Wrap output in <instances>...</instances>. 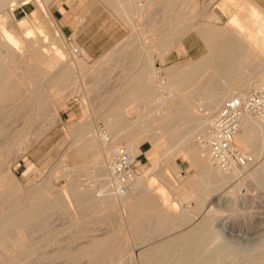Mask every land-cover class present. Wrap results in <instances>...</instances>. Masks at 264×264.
Listing matches in <instances>:
<instances>
[{
  "label": "rangeland",
  "instance_id": "1",
  "mask_svg": "<svg viewBox=\"0 0 264 264\" xmlns=\"http://www.w3.org/2000/svg\"><path fill=\"white\" fill-rule=\"evenodd\" d=\"M3 1L5 0H0V5ZM257 1L264 7V0ZM108 2H111L112 5L110 6ZM167 2L166 0H118V2L117 0H28L23 5L15 4L11 12L6 10L13 21L25 16L30 20V37L25 36L22 30L15 25L21 43L18 47L21 50L16 49L19 56L6 55V48L2 45L3 41L0 40V53L2 52L0 60L4 61L5 64L14 61H19L24 65L33 64V61L24 54L29 40L34 42V46L38 47L54 42L55 45L59 43L57 46H62L64 50L63 62L66 61L67 67L71 64L70 66L74 71L70 69V66L68 67L73 72L72 82L58 100L52 99L49 94L47 95L45 104L47 102L48 105L44 106L47 108L42 110L41 115H38V119L31 125L28 134V148L25 153L13 152L5 160L4 177L2 174L0 176L3 180L0 179V186L3 184L0 191L4 186L12 184L16 185L21 191V197L25 195V191L35 186L40 189L46 199L54 198L53 196L56 195L60 196L69 205L68 210L61 216L60 213L53 214L50 222H54L50 224L55 227H69V231L79 234L81 238L76 240L75 245H81L95 238L118 232L127 249L126 264H140L142 259L138 249L172 239L175 235L183 234L193 230L192 228L206 224L209 220L208 223L212 224L213 232L220 233L216 243H228L235 247V251L250 250L252 246L250 244H253L254 240L259 237L258 234L251 233V230L258 226L259 222L262 225L259 224V226L264 229V185L261 184L263 176L261 173L254 176L251 174L252 170L264 166L263 151L261 153L245 151L244 146L238 144L250 156L249 164L243 168L242 172L240 170L231 173L227 183L219 190L221 197L216 199L217 201L212 200L206 206L204 203L200 204L196 195L191 191L182 192L176 189V185L180 182L196 178L201 172V169L193 164L188 156L179 153L178 149L172 151V144L164 139H160L163 142L164 153H166L163 157L150 140L134 139L133 144L140 150L135 155L134 168L137 175L142 180L147 179L146 186L150 191L163 193L162 195L167 200L163 209L166 212L169 211L168 213L176 223L175 228L172 227L165 231H153L150 234L151 236L143 237L145 241L141 238L140 244L143 245L141 246L136 245L139 242L133 235L129 223L130 209L120 205L121 201L118 203L120 197H115L108 192L105 179L99 181L100 171L96 170L97 167L92 166L93 164L89 161L85 162L74 150L75 146L81 143L85 136L91 134L94 139L96 138V150L98 149L101 152L97 135L99 127L108 130L105 125L108 119L105 120V118H107L106 115L109 114L112 106L110 103L114 99L112 95L122 91L121 88L124 89V85L126 86L134 81L140 80L148 84H144L143 87L145 90L149 89L153 94L148 98H129L121 112L125 114V118H129L127 121H133H129L130 123L124 122L125 125L121 128V136L119 135L117 138L108 133L116 142L126 146L130 138L132 136L136 137L141 129H145L147 133H151L152 128L155 130L157 122L154 121L151 114L148 115L147 113H151L153 110L152 113L154 114L156 106L153 105L155 99L153 97L158 93L155 91V87H157L156 85L162 77L166 78V68L188 69L189 63L206 52L204 41L196 32L199 26L204 27L210 23L209 25H215L214 27L223 28L222 25L224 24L225 27L229 17L236 11L234 5L224 0H167ZM113 5L114 7H112ZM46 6L49 7L54 23L49 21L44 12ZM172 10H175L176 12H174L177 14L174 15ZM169 11L175 17L171 16L172 13ZM170 16L173 17V21L176 20L174 18H178L177 23L170 22L175 24V27L169 23L170 26L166 21ZM80 19L81 22H79ZM170 19L168 20L170 21ZM163 20H165L164 23ZM56 28L63 32V39L55 35ZM171 30L172 32H170ZM186 31L187 33H185ZM165 34L169 35L168 40H166L167 35L165 36ZM47 39L53 41L48 42ZM75 48L78 49L77 52H73ZM241 49L238 48V52L243 54V59L239 62L240 64L236 65L238 68L235 67L237 68L235 74L232 72L233 75L239 77L238 81L232 84L230 81L221 79V84L226 89L232 87L237 89L241 85L248 84L246 89L249 87L247 89L249 90L255 86L254 84L259 79H264V56L259 51L252 52L243 47ZM0 64H3V62L0 61ZM156 67H159L160 70L154 77L153 71ZM42 69L46 75L48 74L47 76L44 75V80L41 78L45 81L49 79L52 72L49 71V73L45 65L42 66ZM41 79L39 80L40 83L42 82ZM122 83L124 84L122 85ZM150 88H154L153 91ZM196 90L198 89L194 90L186 87L180 89L170 86L164 94L172 92L176 96H188L190 105H193L192 107L196 106L192 108L195 110L193 114H199L198 106L200 108L205 106L199 98L201 97L200 89L197 92ZM144 100L145 105L148 102V109H145ZM149 102L150 104L153 103L152 106ZM168 104L172 105L173 102L169 101ZM218 109L216 108L215 112ZM205 110L207 111V108ZM198 114H195L196 121L201 119V115ZM19 115L21 113L16 114L9 123L16 122L15 120ZM21 116L20 119L18 118L20 121ZM108 118L110 117L108 116ZM195 120L188 125L186 130L191 134L188 135L187 140L192 145L196 144V134L202 130L199 122ZM132 123L134 124L133 127H129ZM79 127H82V130H79L80 136L77 139L78 132L76 130L80 129ZM86 128L90 132L83 134L82 131L84 132ZM156 131L162 132L161 135L165 133V130L156 129ZM132 133L133 135L130 136ZM74 140L75 143H73ZM104 167L103 165L101 167L104 170L103 172H105ZM145 177L146 179H144ZM235 180H238L236 181L239 182L238 186L235 185L237 184ZM203 181L205 183L206 178ZM4 182H7V184H4ZM73 184H75L76 187L74 188L76 190L82 192L83 189V194L97 201V211H93V209L84 211L79 206V201L81 198L83 199V196H75L71 188ZM227 184H229V187L234 185V193L224 194V191L229 188ZM224 187L227 188L223 191ZM130 193V196L134 197L136 190ZM231 195H233V198ZM77 198L79 199L77 200ZM112 200H114L113 203L116 202L118 205L112 209H106V211V206L111 204ZM104 201L105 205H103ZM231 206L233 209H231ZM99 210H103V213ZM204 216H206V220L203 219ZM75 219L77 220L75 221ZM255 251L257 250L253 248L250 250V254L256 253ZM35 260V264H43L41 258Z\"/></svg>",
  "mask_w": 264,
  "mask_h": 264
},
{
  "label": "bare ground",
  "instance_id": "2",
  "mask_svg": "<svg viewBox=\"0 0 264 264\" xmlns=\"http://www.w3.org/2000/svg\"><path fill=\"white\" fill-rule=\"evenodd\" d=\"M224 1L236 7V11L229 17L226 26L224 27L223 24V28L219 26L214 27L215 25H209V23V26H199V28H201L196 30L204 41V43H202L206 49V52H204L205 54L199 55L200 57L198 56L199 58L197 59L194 58L195 60L189 63V67L188 69L186 68V70L176 67L166 68V78L162 77V79L158 81L157 87H155V91L158 93L153 97V99L155 98L153 100L154 104L152 102L150 104L149 102L150 106H152V104L156 106L154 108L155 115L152 113L153 110L151 108H149L152 110L151 113L148 112V110V113L145 111L148 115L151 114L153 116L154 121L157 122V128H155V130L152 128L151 133H147L145 129H141L142 131L140 130L136 137L132 136V133L129 143L125 146L134 157L140 152L137 146L133 144L134 139H148L163 157L166 153H164L163 142L160 139L167 140L168 143L173 146L172 151L178 149L179 153L188 156V159L201 169V172L196 178L180 182V184L176 185V189L182 192L191 191L196 195L199 203H204L206 206L209 205L212 200L221 197L219 190L227 183L230 174L240 170V172H242L243 169L238 168L233 171H221L214 165L206 150L197 141L195 145L190 144L187 140L190 133L186 132V130L188 129V125L196 119L195 114L198 113L193 114L195 110L192 109L196 106L192 107L193 105H190L188 96H176L175 93L169 92L168 94H164V92L170 86L180 89L183 87L193 88L194 90L200 89L199 93L201 97L199 98H201V102L207 108V112L210 115L208 118H204L201 115V119L195 121L199 122V125L202 127L200 133L204 134L206 131L205 124L209 121L210 117L216 113V108L218 109L224 100L227 101L231 96L242 94V92H246L249 88L246 89L248 84H245L237 89L233 87L226 89L221 84V79L230 81L232 84L238 81L239 77L232 74V72L235 74V69L238 68L236 65L243 59V54L238 52V48H247V50L249 49L252 52L259 51V53L264 56V7H262L257 0ZM27 2L28 0H5L0 5V40L3 41L2 45L6 48V55H18L16 49L21 43L15 25L22 30L25 36L31 34V25L28 17L25 16L13 21L9 14L15 4L23 5ZM108 4L110 6L112 5L111 2H108ZM112 7H114V5ZM164 8L165 6L163 9ZM6 10L9 12H6ZM44 12L49 21L54 23V18L49 11V7H44ZM175 12L174 15L177 14ZM167 15L169 16L170 14ZM174 15L172 13L171 16ZM171 16L169 17L171 18L170 21L168 20L169 18L167 20L165 19L168 24L170 22H176L178 19L174 18V20H176L173 21V17ZM165 20H163V23ZM79 22H81V19ZM171 25L175 27V24ZM55 32L58 38H64V34L59 28H56ZM170 32H172V30ZM185 33H187V31ZM166 35L167 34H165V36ZM168 36L169 35L166 36L167 38L165 37L166 40H168ZM50 40L53 41L54 37L53 40ZM33 43L34 42L30 40L27 42L28 45L25 43L27 49L24 51L25 56L31 59L33 64L24 65L19 61L5 64L4 61L0 60L3 62V64H0V176L2 174L3 177V167L7 157L13 152L19 151L20 154H23L27 150L28 134L30 133L31 125L38 119V115H41L42 110L47 108L44 107L47 104V102L45 104L47 95L49 94L52 96V99L58 100L72 82L74 71L70 66L71 64L67 65L70 66L73 72L68 69L69 66H66V61L65 63L63 62L64 50L62 46L59 47L57 46L59 43L55 45V43L52 42L49 43V45L38 47L36 45L34 46ZM77 51L78 49H73V52ZM1 53L0 56H2ZM43 65L46 66L48 72H52L49 79L45 81H43L45 78L44 75H46L42 69ZM159 70V67L154 68V77H156ZM41 78H43V80ZM40 79L42 80L41 83L39 82ZM263 80L264 79L260 82ZM258 81L256 83L257 85L260 84ZM33 82L35 83L33 84ZM123 84L124 83H122V85ZM144 84L146 83L140 80L134 81L126 86L124 85V89L121 88L122 91L112 95L114 99L112 98L113 102L110 101L112 106L109 114L106 115L107 118H105V120H108L105 125L108 128L107 132L111 133L114 138L115 136L116 138L119 135L121 136V128L125 125L124 122L129 119L125 118V114L121 112L124 104H127V100L129 98L138 99L140 97L148 98L152 96L153 93L150 92L149 89L145 90L143 87ZM256 84L254 85L257 86ZM150 89L153 91L154 88ZM198 90H196V92ZM169 101H172L173 104H168ZM144 102L145 100L143 101L145 109H148V102H146V105ZM205 107L203 108L206 109ZM145 109L143 108L142 110ZM18 113L22 115L18 116V118L20 116L22 117L21 121L19 120L20 118H17L15 121L21 123H9ZM108 116L110 118H108ZM133 125L132 123L129 127H133ZM129 127L127 126V128ZM81 128L75 129L76 132H78L77 139H79ZM156 129L165 130V133L161 135L162 132L156 131ZM239 131L240 132L236 136L237 145L240 144L244 146L246 149H244L245 151L254 153L264 152V124L252 116H247L243 119ZM88 132H90L88 128H86L84 132L82 131L83 134H88ZM90 135L85 136L81 143L75 146L74 150L85 162L89 161V163L93 164L92 166H95V168L97 167L96 170L100 171L99 181H104L105 179L106 182L107 172L106 170L103 172L104 170L101 168L102 165L104 166V158L102 153L98 149L96 150V138L94 139L92 135ZM77 139L75 138L76 141ZM75 140L73 143H75ZM97 141H99L98 136ZM257 173L262 174V182H259L264 185V166L251 171L253 176ZM237 174L239 175V172ZM204 178L207 180L205 183L203 181ZM144 179H146V177ZM146 180H142L140 176L136 175L131 190H136L135 196L133 193L134 197H131L130 193L127 194L128 196L120 197L118 201V203L121 201L120 205L130 209L129 223L134 233L133 235H135L139 242V244L137 243L136 245H141L142 243L140 244V242L145 239L143 237L147 235L151 236L150 234H152L153 231H165L172 227L175 228L176 224L175 220L168 213L169 211L166 212L163 209L167 201L164 195H162L163 193L150 191L146 186ZM236 181L238 180H235V182ZM5 183L7 184V182H4V184ZM236 183L235 185L238 186L239 182ZM102 184L104 183L102 182ZM2 185L3 184H1V186ZM227 185L229 187V184ZM74 187H76L75 184L71 187L75 196H83V199L81 198L79 201V206H81L84 211L88 209H93V211L96 210L97 201L83 194V189L82 192H79ZM233 187L234 185H230L227 191L225 190L227 187H224V194L226 195V193L228 194L230 192L234 193L233 190H235V188ZM78 188L81 190L80 187ZM21 195V191L16 185L12 184H8L6 187L4 186L0 191V264H35L36 258H41L43 264L127 263V249L118 232L95 238L81 245H75L76 240L81 238L79 234L73 233L71 230L69 231V227H55L50 224L54 222H50L53 214L60 213L61 216V214L64 215V212L68 210L69 205L66 201L58 195L53 196L54 198L46 199L36 186L25 191L23 197H21ZM231 196L233 198V195ZM78 199L79 198H77V200ZM113 202L114 200L111 201V204L106 206L105 210L112 209L114 206L118 205L116 202ZM231 203L233 202L231 201ZM103 205H105V201ZM99 206H101V204H99ZM231 209H233L232 206ZM99 211L102 212L103 210ZM89 213L91 214V212ZM203 219L206 220V216H204ZM76 220L77 219H75V221ZM208 222H210V220ZM208 222L197 228H192L193 230H189L183 234L175 235L172 239L170 238L169 240L158 242L157 244L153 243L152 245L150 244L149 246L138 249L141 256L140 258L142 259V261L140 259L142 262H140V264H264V229L259 226L260 222L257 224L258 226L253 229L251 228V233L255 235L258 234L259 236L254 240L253 244L249 242L251 243L250 245H252L250 250L253 248L257 250L254 254H250L249 249L235 251V247L225 242L216 243V239L219 238L220 233L213 232L212 224ZM71 223L70 225H72ZM88 223H90V221H88ZM76 224L79 223L77 222ZM141 238L142 240H140Z\"/></svg>",
  "mask_w": 264,
  "mask_h": 264
},
{
  "label": "built area",
  "instance_id": "3",
  "mask_svg": "<svg viewBox=\"0 0 264 264\" xmlns=\"http://www.w3.org/2000/svg\"><path fill=\"white\" fill-rule=\"evenodd\" d=\"M198 112L204 118L210 115L200 107ZM247 116L264 124V80L225 101L205 124V133L196 134V141L221 171L243 169L251 160L236 143L240 125ZM97 136L107 172L106 187L115 197L126 196L131 192L137 175L134 168L136 157L125 146L116 142L105 129L99 127Z\"/></svg>",
  "mask_w": 264,
  "mask_h": 264
},
{
  "label": "crops",
  "instance_id": "4",
  "mask_svg": "<svg viewBox=\"0 0 264 264\" xmlns=\"http://www.w3.org/2000/svg\"><path fill=\"white\" fill-rule=\"evenodd\" d=\"M98 52V51H97Z\"/></svg>",
  "mask_w": 264,
  "mask_h": 264
}]
</instances>
